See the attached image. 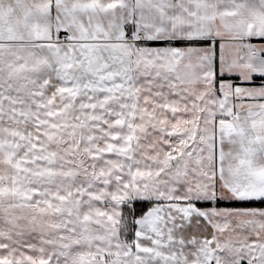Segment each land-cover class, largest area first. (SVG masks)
I'll return each instance as SVG.
<instances>
[{
    "label": "snow or ice",
    "instance_id": "1",
    "mask_svg": "<svg viewBox=\"0 0 264 264\" xmlns=\"http://www.w3.org/2000/svg\"><path fill=\"white\" fill-rule=\"evenodd\" d=\"M0 264H264V0H0Z\"/></svg>",
    "mask_w": 264,
    "mask_h": 264
}]
</instances>
